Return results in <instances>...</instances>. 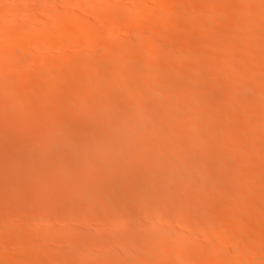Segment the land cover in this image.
Returning a JSON list of instances; mask_svg holds the SVG:
<instances>
[{
  "label": "bare ground",
  "instance_id": "6f19581e",
  "mask_svg": "<svg viewBox=\"0 0 264 264\" xmlns=\"http://www.w3.org/2000/svg\"><path fill=\"white\" fill-rule=\"evenodd\" d=\"M262 38L264 0H0V264H264Z\"/></svg>",
  "mask_w": 264,
  "mask_h": 264
},
{
  "label": "rangeland",
  "instance_id": "374dc122",
  "mask_svg": "<svg viewBox=\"0 0 264 264\" xmlns=\"http://www.w3.org/2000/svg\"><path fill=\"white\" fill-rule=\"evenodd\" d=\"M119 4L122 5V3H119ZM234 9H235V11L237 10L236 8H234ZM91 21H92V20H90L89 23H90ZM87 22H88V21H87ZM87 24H88V23H87ZM90 25H93V23H90ZM121 38H122V37H121ZM121 38H118V39H119V40H123V39H124V38H123V39H121ZM125 38H127V37H125ZM128 38H129V37H128ZM263 39H264V38L261 39L262 42H264ZM126 40H127V39H125V41H126ZM128 40H130V38H129ZM261 40H260V41H261ZM260 41L258 40L259 43H260ZM261 44H262V43H261ZM194 55H197V53H194ZM261 58H262V57H261ZM261 58H260V59H261ZM262 60L264 61V58H263ZM36 65H37V64H36ZM38 65H39V64H38ZM36 67H40V68L42 69L43 66H40V65H39V66H36ZM40 68L36 69V71H40V70H41ZM230 69H231V68H230ZM232 71H235V70L232 68L230 72H232ZM63 93H64V92H62V96L65 94V93H64V94H63ZM60 94H61V91H60ZM153 127H154V126H153ZM60 132H61V131H60ZM60 132H59V133H60ZM63 132H65V131H63ZM69 132H70V131H69ZM67 133H68V132L66 131L64 134H67ZM70 133H71V132H70ZM61 134H62V133H61ZM64 134H63L62 136L60 135V137H61V138H64V137L66 136V135H64ZM58 135H59V134H57V136H58ZM68 135H69V133H68ZM231 151H232V150H231ZM30 188H31V187H29V189H30ZM26 189H27V191L29 190L28 188H26ZM29 192H31V189H30V191H28V193H29ZM48 220H50V219H48ZM48 220H45V219H44V221H42V222L40 221L41 223H39V225H40V228H41V229H42V228H45L47 225H49L50 222H49ZM20 224H22V223L20 222ZM121 224H122V223H121ZM119 225H120V224H119ZM124 226H125L126 228H128V227L131 228V227H132L130 223H129V226H128V227H127V224L124 225ZM130 226H131V227H130ZM248 227H249V226H248ZM245 228H246V230L248 229L247 227H243V230H242L243 232H244V229H245ZM250 228H251V227H250ZM251 229H252V228H251ZM253 230H254V229H253ZM253 230H251V232H252ZM248 231L250 232V229H248ZM245 232H246V231H245ZM234 236H235V238H236V234H235ZM237 237H239V235H238ZM233 238H234V237H233ZM235 238H234V239H235ZM232 241H234V240H232ZM235 241H236V240H235ZM235 241H234V242H235ZM210 242H211V243H208V246H206V248H207V247L209 248L210 245H211V246H212V245H213V246L215 245L214 247L212 246L213 248L210 247V250L213 249V251H214L215 247H217L216 251H218V249L221 248V247H224V248H225V246H227V245L230 247L231 245L234 244V242L232 243L231 241L223 242V243H220V244H219V243H217V244L215 243V244H214V243H212V241H210ZM230 242H231V245H229ZM252 243H255V241L252 240ZM228 246H227V247H228ZM227 247H226V248H227ZM224 248H223V249H224ZM107 249H108V246H101V247H98V253L101 254L102 252L106 251ZM203 252L207 253V252H209V250L206 251V249H204ZM259 256H260V255H259ZM134 258H135V257H134ZM173 259H174V258H171V257H170V258L167 259V262H169V263H173V262H174ZM171 261H172V262H171Z\"/></svg>",
  "mask_w": 264,
  "mask_h": 264
}]
</instances>
